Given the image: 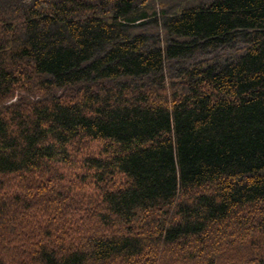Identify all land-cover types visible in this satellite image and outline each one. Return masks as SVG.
I'll use <instances>...</instances> for the list:
<instances>
[{"label": "trees", "instance_id": "16d2710c", "mask_svg": "<svg viewBox=\"0 0 264 264\" xmlns=\"http://www.w3.org/2000/svg\"><path fill=\"white\" fill-rule=\"evenodd\" d=\"M0 264H264V0H0Z\"/></svg>", "mask_w": 264, "mask_h": 264}, {"label": "rangeland", "instance_id": "374dc122", "mask_svg": "<svg viewBox=\"0 0 264 264\" xmlns=\"http://www.w3.org/2000/svg\"><path fill=\"white\" fill-rule=\"evenodd\" d=\"M15 99H16V98H15ZM15 99H13L12 102L15 101Z\"/></svg>", "mask_w": 264, "mask_h": 264}]
</instances>
